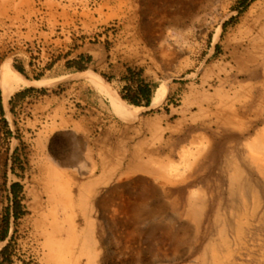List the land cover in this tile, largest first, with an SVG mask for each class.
Segmentation results:
<instances>
[{"label":"rangeland","instance_id":"rangeland-1","mask_svg":"<svg viewBox=\"0 0 264 264\" xmlns=\"http://www.w3.org/2000/svg\"><path fill=\"white\" fill-rule=\"evenodd\" d=\"M7 70L31 82L6 101ZM130 71L164 89L137 117ZM50 88L58 123L29 122ZM1 102L12 264H264V0H0Z\"/></svg>","mask_w":264,"mask_h":264},{"label":"trees","instance_id":"trees-1","mask_svg":"<svg viewBox=\"0 0 264 264\" xmlns=\"http://www.w3.org/2000/svg\"><path fill=\"white\" fill-rule=\"evenodd\" d=\"M247 0H245L246 2ZM93 59L92 57H85L82 56L78 61H74L70 63L71 66L74 67L75 72H84L87 70V63H92ZM13 70L24 74L25 71L23 68L19 67H11ZM130 76L127 77L125 80L127 81V85L124 89V95L120 96L118 95L117 98L125 103H129L132 106L140 107V108H150L153 102V97L155 94V91L157 90L156 84H151L147 82L141 75H139L138 78H134V73L132 71L129 72ZM41 78H37V80H40ZM21 95L18 96L20 98ZM22 97H25V94H22ZM0 113L3 117H5V111L3 108V104L1 102V109ZM6 120V119H5ZM8 124V122L6 121ZM23 192V186L20 183H15L11 187V193L13 195V203H14V218L15 220H19L20 217L23 214V205H22V198L21 194ZM10 220L11 215L10 211H8V214L6 216V219L4 220V232L2 236H0V242H4L7 240L9 231H10ZM9 247H6L2 252L1 256H6V259H8V262L6 264H12L10 262L9 256ZM0 264L1 263L0 261Z\"/></svg>","mask_w":264,"mask_h":264},{"label":"crops","instance_id":"crops-1","mask_svg":"<svg viewBox=\"0 0 264 264\" xmlns=\"http://www.w3.org/2000/svg\"><path fill=\"white\" fill-rule=\"evenodd\" d=\"M29 68L30 67H26V66L24 67V69L26 70H28ZM25 79H26L25 80L26 83H29L30 80H28L27 78ZM40 81L41 80H37V82ZM22 101H24L23 104L26 107H28L27 117L29 122L32 120L38 121L40 119L42 121L46 120L48 124L52 126L54 121L58 123L60 99L58 96L55 95L54 90L52 88L46 90L45 92L43 90H40V91H34L32 93H28ZM11 102L12 99H10L9 102L10 107H11ZM150 108H143V109H150ZM4 110L6 112L5 107ZM54 134H56L55 131H50L49 133L50 138H53Z\"/></svg>","mask_w":264,"mask_h":264},{"label":"bare ground","instance_id":"bare-ground-1","mask_svg":"<svg viewBox=\"0 0 264 264\" xmlns=\"http://www.w3.org/2000/svg\"><path fill=\"white\" fill-rule=\"evenodd\" d=\"M80 76H85V75L80 74ZM89 79L99 88H101V90L106 91L105 82L102 79L96 76H93ZM1 81L4 87V94L6 101L15 93V91L19 89L21 84L24 83L26 84L25 79L20 74L11 70H7L3 72ZM163 98H164V89L159 88L156 91L155 97L153 99L152 107H157L162 102ZM113 106L124 117L126 116L137 117L138 112L141 110V108H137L135 106H125L123 103H121L115 98H114Z\"/></svg>","mask_w":264,"mask_h":264}]
</instances>
